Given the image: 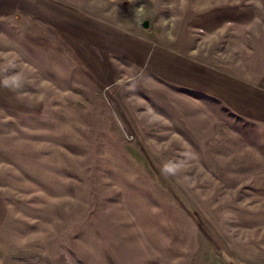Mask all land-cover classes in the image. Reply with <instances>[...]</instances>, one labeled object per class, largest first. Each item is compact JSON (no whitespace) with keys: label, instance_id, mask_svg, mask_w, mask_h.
Wrapping results in <instances>:
<instances>
[{"label":"rangeland","instance_id":"374dc122","mask_svg":"<svg viewBox=\"0 0 264 264\" xmlns=\"http://www.w3.org/2000/svg\"><path fill=\"white\" fill-rule=\"evenodd\" d=\"M54 1L264 89V0ZM10 4L0 0V264H264V119L186 90L163 103L159 81L133 68L100 88L58 27ZM35 23L53 30V51L20 46Z\"/></svg>","mask_w":264,"mask_h":264},{"label":"crops","instance_id":"0c3cea01","mask_svg":"<svg viewBox=\"0 0 264 264\" xmlns=\"http://www.w3.org/2000/svg\"><path fill=\"white\" fill-rule=\"evenodd\" d=\"M3 2L10 4V0ZM3 6H0V13L6 11ZM15 6H24L22 14L31 22L35 18L30 16L29 9L40 19L58 27L57 32L70 60H77L100 88L116 83L120 72L133 68L136 71L132 75L134 78L148 73L149 80L159 81L158 94L165 99L163 103L169 104L167 97L178 98L175 90H186L204 96L216 95L238 112L264 119V89L196 59L181 44L157 43L137 29L125 28L82 7L54 0H13ZM46 26L35 23L24 27L19 34L20 46L31 55L32 50L42 54L53 51V30L49 31ZM252 103L257 104L250 105Z\"/></svg>","mask_w":264,"mask_h":264},{"label":"water","instance_id":"95a60500","mask_svg":"<svg viewBox=\"0 0 264 264\" xmlns=\"http://www.w3.org/2000/svg\"><path fill=\"white\" fill-rule=\"evenodd\" d=\"M147 21H144L143 26L147 27Z\"/></svg>","mask_w":264,"mask_h":264}]
</instances>
